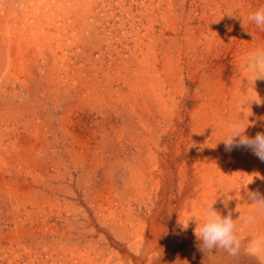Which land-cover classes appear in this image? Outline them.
<instances>
[{
	"label": "rangeland",
	"instance_id": "1",
	"mask_svg": "<svg viewBox=\"0 0 264 264\" xmlns=\"http://www.w3.org/2000/svg\"><path fill=\"white\" fill-rule=\"evenodd\" d=\"M0 1L8 3V0ZM23 1L26 6L29 4V0ZM102 1L113 2L114 6L112 9L108 7V12L96 9L94 15L99 17L89 18L88 23L96 27V32L104 36L103 28L110 32L116 27L120 29L117 39L130 41L135 34L131 32L132 22L144 43L143 53H140L143 63H147L144 61L146 56L154 54L149 63L156 61L158 65L154 74H147V79L155 81V85L147 80L145 87L139 86L141 90L145 88L142 93L140 90L132 92L129 87L120 92L114 84L106 93L104 103L95 97H86L87 100L71 98L65 75L54 76V81L47 72L49 67L41 72L33 67V56L43 63L40 49H46V45L58 48L61 43L59 32L52 30L44 36L27 26L7 30L0 23L1 70L8 66V59L12 63L4 76L0 73V117H3L0 131H5L3 148L10 151V154H0V168L16 167L27 176L26 181L15 177L11 168L8 171L3 168L2 174L7 180L27 184L33 197L44 199L38 208L33 205L21 208L18 230L13 229L10 233L8 227H13L11 223L0 220V226L3 224L4 227H0L3 229L0 232L5 233V237H0V264H9L7 259L29 264V253L35 255L37 263L41 258L48 260L47 253L56 259L63 250L70 257V251L76 247L107 252L108 258L113 255L112 264L134 262V256L143 259L144 254H150L153 243L166 251L174 246L173 239L187 234L196 236L194 219L184 231L179 221L193 218L191 214L195 206L205 208L208 205L203 203V198L212 181L221 180V165L231 158L229 168L236 170L237 164L242 165L240 163L246 157L249 159L253 155L246 147L242 148L244 154L235 150L229 154H215L205 142L212 140L207 136L208 132L221 118L216 116V106L210 107L216 103L221 90L215 82L218 71H226L233 78L232 85L239 84L238 90L244 98L250 96L264 100V77L256 78L248 68L250 57L258 48H264V28H258L248 16L264 8V0H121L122 7L119 0ZM124 23L126 25L122 28ZM107 40L106 46L103 44L104 51H108ZM122 41L117 43L120 45ZM7 46L13 53L8 59L4 50ZM129 46L133 47V44ZM62 55L60 51L59 56ZM99 55L95 52L92 57L96 59ZM51 56L50 52L45 56L47 66L54 61ZM77 65L82 66L83 62ZM29 75L37 76L34 79H39L38 82L31 81ZM109 79L112 80L111 75ZM60 86V93H56ZM223 98L228 103L232 100L230 93ZM243 107L246 110L249 106L244 104ZM204 109L207 114L202 116L199 112ZM228 109L226 107L225 113ZM35 132L39 140L45 139L47 151L38 154L41 166L33 168L31 161L21 155L29 152L26 147ZM16 140L19 143L14 149L11 143ZM210 144L214 148L216 143ZM209 160L214 161L217 172L214 171L210 182L201 175L203 165L209 164ZM249 165L246 171L243 168L241 176V184L247 187L242 199H249L250 193L264 198V185L259 188L262 181L256 183L254 168ZM30 212L34 224L28 227ZM245 223L241 221L239 231L245 230ZM137 236L144 242L133 246L129 242ZM251 245L252 241L243 240L238 254L249 252ZM10 251L15 253L13 258L9 256ZM2 254L7 258L4 261ZM257 261L251 264H264V256Z\"/></svg>",
	"mask_w": 264,
	"mask_h": 264
},
{
	"label": "bare ground",
	"instance_id": "2",
	"mask_svg": "<svg viewBox=\"0 0 264 264\" xmlns=\"http://www.w3.org/2000/svg\"><path fill=\"white\" fill-rule=\"evenodd\" d=\"M119 1H120L119 6L122 7L123 6L122 2H121V0H119ZM16 2H18L19 4H17ZM213 3H212V5H213ZM132 4H134V3H132ZM167 4H169V2ZM152 5H153V3H152ZM113 6H114L113 2L107 4L106 1L103 2L102 0H29V4L27 6L24 4L23 0H8V3H6V4H4L3 2L0 1V23L7 30L8 29L18 30L21 26H23V27L27 26L30 29L31 28L34 30L36 29L41 35L44 34V36L46 34L50 33V31H52V30H56L57 32H59V34H60L59 38H60L61 43L59 44L58 48L52 49L49 45H46L47 46L46 49H45V47L43 49H40L39 50L40 51L39 56L43 60V63L40 64L39 61L36 60V56L35 57L33 56V58H34L33 59L34 69H37L39 72H41L43 69H48L47 67H49V71H47V72H48L49 76L51 75L50 80H54V81H55L54 76L57 77L60 73L65 75L66 81L69 82V87L67 89V92L71 98L76 97V98H80V99L81 98L86 99V97H88V98H91V97L94 98L95 97L94 98L95 100H98V102H100V103H104L106 93H108L110 91V88H112V85H114V84L119 87L120 92H123L124 88L129 87L132 92H134V91L139 92V90H140L141 91L140 93H142L145 90V88H142V90H141L139 86L142 84L141 87H145V84L147 83V80H148L147 74H154L156 72V64H157L156 61H154L153 64L149 63L150 58H154L153 53H151L149 56H146V59H144V61H146L147 63H143V60L140 58V53H143L142 49L144 47V43H143L142 39H140L139 32H135V25L136 24L134 25L131 22V28L133 29L131 32L132 33L134 32L135 34H132L131 38L129 39L130 41H127V40L122 41L121 39L120 40L117 39L119 36V33H120V29L115 27V28H113V30H111V31L109 30L110 32H108V30L106 28H103L104 29L103 30L104 36L101 35L102 36L101 37L96 32V29H95L96 27L94 25H90L88 23L89 18L99 17L97 15H94L96 9H100L103 12H108V10H109L108 7H110V9H112ZM160 6H162V5H160ZM155 8H156V6H155ZM228 8H230V7H228ZM169 9H170V6H169ZM148 14H150V13H148ZM148 14H146V15H148ZM136 16L137 15H135V17ZM135 17H134V19H135ZM122 19H120V20H122ZM131 21H134L133 18L131 19ZM223 22H225V21H223ZM125 23H128V22H125ZM125 23L122 24V28L126 25ZM103 26H104V24H103ZM146 28L147 27H145V29ZM126 29H128V28H126ZM217 29L219 30V27ZM27 32H28V30H27ZM209 32L212 33L211 30ZM137 35H138V38H135V37H137ZM141 38H142V36H141ZM106 40L109 41V43H107L108 47H106L108 49V51H104V49H103L104 45L106 46V44H104L106 42ZM17 41H18V45H20V40L17 39ZM119 41H122L120 43L121 46L117 43ZM130 43L133 44V47L129 46ZM156 45H157V43H156ZM145 46H148V45L145 44ZM27 47L25 49L26 51L28 49ZM149 47L150 46H148V48ZM120 48H122V49H120ZM4 50L6 52V58L8 59L10 57V55H12L13 53L8 46ZM60 51L63 53L62 56H59ZM29 52H30V50H29ZM48 52H50L52 54L51 57L54 59V61L52 63L48 64L49 66L46 65L48 60L45 57ZM95 52H99L100 55L98 58L95 57L96 59H93L92 56ZM165 52H167V51H165ZM107 55H109V59H107ZM155 56H157V54ZM163 57H164V55H163ZM167 58L169 59V57H167ZM49 59H50V57H49ZM74 59H76V62H74ZM163 59H165V58H163ZM79 62H83V65L78 66L77 63H79ZM59 63L61 65H59ZM11 64H12L11 61L8 59V62L6 65L9 66ZM163 64L164 63H162V65ZM8 66H5L4 67L5 69H3V70H1V68H0V73L3 76H4V73L6 71H8V68H9ZM172 70H174V69H172ZM110 75L112 76V80L109 79ZM29 76H30L31 81H33L34 83L38 82L39 79L38 80L34 79V77H37V76H34V77L31 75H29ZM113 77H114V79H113ZM208 79H209V77H208ZM149 82L151 84L155 85V81L154 82L149 81ZM168 82H170V81H168ZM215 82H216V84H218V86L220 87L221 90L219 92L220 94L218 96L216 103L211 104L210 107H214V105H215L216 106V109H215L216 116H219L221 118H220L219 122H214L213 125L211 126L213 128L210 130V132H208L209 135H207V136H209V138L212 140L211 141L206 140L205 145L208 146V149H212L215 154H219V155L224 154V153L229 154L233 150L238 152V154H240L242 152L244 154V151L242 150V148H244L243 146L234 147L231 151H226L225 147L222 148V146L224 145V142L220 141V140L223 139V137H224V132H225L224 122L229 121V120H233V119H246L247 118L248 124L245 128L244 135L248 136L249 138H254L258 133L264 134V100H259L258 98H254V97H250V96H248V97L245 96V98L243 97V95L241 96V93L238 90L239 84L232 85L233 84V78L230 75H227L226 71H222V70L218 71L217 76L215 77ZM61 86L56 90V93H60ZM157 87H159V86H157ZM227 93H230L232 96V100L230 101V103H228L227 100L223 98L224 95ZM143 95H144V93H143ZM208 95L210 96V94H208ZM71 98H69V99H71ZM159 102H160V100H159ZM82 103H84V101ZM244 104L249 106L248 109H246V110L244 109V107H243ZM104 105H106V104H104ZM222 107H224V108H222ZM226 107L229 108L227 113H225ZM199 114H202V116H204L205 114H207V109L206 110L204 109V111L199 112ZM2 118L0 117V120H2ZM27 121L28 120H26V122ZM204 121H206V120H204ZM30 124H32V123H30ZM199 127H200V125H199ZM31 128L33 129L32 126H31ZM31 128L29 130H31ZM0 129H1V126H0ZM40 130H42V129H40ZM4 132L0 133V141L4 140V139H2ZM36 132L34 134H32L29 138L30 143L26 147L29 152L25 151V153L21 155L18 152L19 150L17 151L18 152L17 154L21 155L22 158H27L29 161H31L33 168H36L37 166H41V159L38 156V154L47 151L46 145H44L45 139L42 141L39 140V136L37 134L38 132L37 133ZM39 133H40V131H39ZM5 134H7V133H5ZM4 136H6V135H4ZM11 138H13V137H11ZM18 143L19 142L16 140L14 143H11L12 144L11 147L16 149L18 146ZM41 143L43 146L38 148L39 147L38 145ZM210 143H216L214 148H212V145ZM3 147H4V144L2 141L0 143V154L5 153V152L10 154V151H8V149H4ZM6 147H8V146H6ZM218 147H219V150H217ZM11 151H13V150H11ZM48 151H49V149H48ZM17 154H16V156H17ZM194 157H196V156H194ZM230 160H231V158L228 159V161H226L224 164L221 165V167H220V169H221L220 174L222 175L221 180L212 181V183L209 186V190L206 192V194L203 198V203L205 202V203L209 204L216 199L214 204H213L214 209L216 211H218L223 216H226L229 212H231L232 218L234 220H237L239 230H240V226H241L240 225L241 221L246 222L244 225L245 230L243 232L238 231L240 243L243 240L244 241L250 240V241H252V245L254 242H260V244L262 246H264V209L257 208L252 203L253 201L251 199H247V200H246V198L242 199V195L246 191L247 187H246V185L241 184V176H242L244 170L246 171V168H248V165L250 164L254 168V172H255L253 178H255V180L258 179L256 181V183L259 181H262L260 183L261 185L259 184L260 187H259V185H257V188L258 187L261 188L262 185H264V177H263L264 161H261L253 153L252 157H249V159L246 157L240 163L242 165L237 164V166H236L237 169L233 170V169L229 168ZM207 163H209V164L203 165V168L201 170V175H202L203 179L207 178V180L209 179V182H210L211 179L213 178V173L215 171L214 161L209 160ZM3 168L8 171L11 168V166L9 169H7V167H3ZM3 168H0V220L5 219L8 223H11L10 225H12L13 227H11V228L8 227L9 232H10L13 229L18 230V226H20V225H18V214L20 213L22 207L27 208L28 205L29 206L33 205L36 207L42 206L44 203V199L42 198L43 196L41 197L42 199H37V198H35L36 196L33 197L34 196L32 194L33 192L30 189V187L27 186L26 183H25L26 185H21V184H19L18 181L7 180L4 177V175L2 174ZM243 168H244V170H243ZM10 170H12L14 176L17 177L18 179H24L25 181L27 180V176H25L24 173H22L21 171H18L16 169V167H12ZM30 175H31V173H30ZM11 176H13V175H11ZM39 177H40V175H39ZM106 177H107V175H106ZM261 177H263V178L261 179ZM29 180H31V179H29ZM38 181H40V180H38ZM21 183H23V181ZM106 184H108V181L106 182ZM227 185H229L230 188ZM29 186H31V185H29ZM34 193H35V191H34ZM108 195H109V193H108ZM260 198H262V196ZM47 202H48V200H47ZM194 208L195 209L192 211L191 217H197V216L201 215L202 210L204 209L202 206H199V207L195 206ZM1 209H3V211H1ZM22 214H23V211H22ZM30 214H31V212L28 215H30ZM118 214H116V215H118ZM43 215H44V213H43ZM31 217L33 218V216L30 215V217H28V220L25 219L27 221H30L29 223L27 222L28 227H30L32 224H34V222L31 220ZM185 217H186V213H185ZM250 217L254 218V219L250 221L249 220ZM128 220H129V218H128ZM194 225H196V224H194ZM1 230H3V229H1ZM114 231H116V230H114ZM155 232H156V229H155ZM142 233H143V231H142ZM29 236L27 238H29ZM0 237H5L4 231L2 233L0 232ZM30 238H31V236H30ZM120 238H122V237H120ZM138 238L139 237L137 236L134 239L132 238L133 241L131 240L130 242L129 241L128 242L129 243L132 242L133 246L134 245L138 246L139 244L144 242L143 240L141 241V239L138 240ZM9 241H10V239H9ZM172 244L174 246H170L168 250L164 251L162 249L160 250V248H161L160 245H155V243H153L150 247L151 248L150 254L149 253L144 254L143 259L134 256L133 257L134 262L130 261L127 264H240V263L244 264V263H247L248 261L251 264V263H255L258 259L263 258V256H264V253L257 254V253L252 252L251 250L249 252L237 254L236 256L229 255L224 250L213 249L211 252H209L207 250L203 251L201 249V241H199L196 236L191 237L189 234H187L183 238L181 237L178 239H173ZM252 245H251V247H252ZM111 246H113V245H111ZM127 246H129V245H127ZM251 247H250V249H251ZM63 248H64V246H63ZM59 249H61V247ZM157 249H159V251H157ZM42 250H43V248H42ZM29 251H28V253H29ZM63 251H62V253H59L57 255L58 257L56 259L52 258V255H50L46 252L47 255L49 256L48 258L46 257L48 260H44L43 258H41L39 256L41 259L38 261V263H37V260L34 258L35 255L33 257V256H31V253H29L28 254V262H29V264H112L113 255H110V258H108L106 255L107 252L106 253L99 252V250L97 248H95V249H84L81 247H76L70 251L71 252L70 257L65 252V250H63ZM9 253H10L9 256H11L12 258L15 256L14 251H10ZM2 258H3L2 259L3 261L7 259L4 254H2ZM44 258H45V256H44ZM6 261L9 264H20L19 260H18V262L16 260H11V259L10 260L7 259ZM28 262H26V263H28ZM115 264H117V263H115Z\"/></svg>",
	"mask_w": 264,
	"mask_h": 264
},
{
	"label": "clouds",
	"instance_id": "3",
	"mask_svg": "<svg viewBox=\"0 0 264 264\" xmlns=\"http://www.w3.org/2000/svg\"><path fill=\"white\" fill-rule=\"evenodd\" d=\"M248 20L258 28H264V8H260L249 15ZM248 68L256 74V78L264 77V48H258L250 57ZM247 124V118L225 121L224 137L220 141L224 142L226 151L243 146L251 149L261 161H264V134L258 133L254 138H249L244 135ZM249 199L257 208L264 209V198L258 197L255 193H250ZM215 200L202 210L201 215L185 221L180 220L181 230H187L189 222L194 219L197 223L195 234L197 239L201 241L203 251L224 250L229 255L236 256L240 250L237 220L232 218L231 212L223 216L216 211L213 207ZM253 219L249 218L250 221ZM250 250L257 254L264 253V246L260 242H254Z\"/></svg>",
	"mask_w": 264,
	"mask_h": 264
}]
</instances>
